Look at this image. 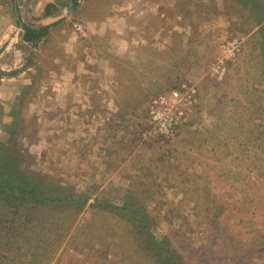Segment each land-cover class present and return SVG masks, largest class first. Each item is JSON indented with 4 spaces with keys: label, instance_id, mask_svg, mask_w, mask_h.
<instances>
[{
    "label": "rangeland",
    "instance_id": "obj_1",
    "mask_svg": "<svg viewBox=\"0 0 264 264\" xmlns=\"http://www.w3.org/2000/svg\"><path fill=\"white\" fill-rule=\"evenodd\" d=\"M25 184L61 207L0 208V264H264V0H0V191Z\"/></svg>",
    "mask_w": 264,
    "mask_h": 264
},
{
    "label": "built area",
    "instance_id": "obj_2",
    "mask_svg": "<svg viewBox=\"0 0 264 264\" xmlns=\"http://www.w3.org/2000/svg\"><path fill=\"white\" fill-rule=\"evenodd\" d=\"M239 50V42L236 39L230 40L225 45L227 57H234ZM215 74L221 77L223 69L215 66ZM196 89L194 86H180L179 89L169 94H161L149 100L147 104V120L150 129L145 133V138L162 137L172 139L183 120V106L194 103Z\"/></svg>",
    "mask_w": 264,
    "mask_h": 264
},
{
    "label": "trees",
    "instance_id": "obj_3",
    "mask_svg": "<svg viewBox=\"0 0 264 264\" xmlns=\"http://www.w3.org/2000/svg\"><path fill=\"white\" fill-rule=\"evenodd\" d=\"M46 10H48V9H46ZM24 31H25V33L23 36V41L26 43L32 44V43H36V42L40 41L42 38H44L45 35L47 34L48 28H41L39 30H31L28 28H24ZM38 192H39V194H38ZM40 192L42 193V196L40 195ZM15 194L17 195V197H13L7 193L4 194L0 191V208H3V210L5 212L10 211L11 213H13V215H17V213L20 209H28L29 208V211H33L36 206H42L38 210V213L42 212L41 209L44 211H47L48 208H53L55 206L61 207V205H59V203H58L61 200L56 199L55 202H49L50 198H49L48 194L42 192L41 188L35 184L30 188H28V185L25 184L22 188L21 187L18 188ZM43 196H46V197H43ZM125 199H126V201L134 200L133 198H125ZM62 200H65V199H62ZM18 201H22L23 203L21 202V204L17 205L16 202H18ZM27 223L32 224V218L30 220H28ZM33 225H38V224L35 223ZM31 229H37V227L33 226ZM31 231L32 230H29L30 234H35ZM145 241H146V244H150V241H148L146 239H145ZM165 254H166L165 256H163L162 254H159V255H162L161 261H165L164 264H168L169 261H172L174 255L169 250H166Z\"/></svg>",
    "mask_w": 264,
    "mask_h": 264
},
{
    "label": "crops",
    "instance_id": "obj_4",
    "mask_svg": "<svg viewBox=\"0 0 264 264\" xmlns=\"http://www.w3.org/2000/svg\"><path fill=\"white\" fill-rule=\"evenodd\" d=\"M46 2H49V0H46ZM47 4H48V3H47ZM47 4H45V5H47ZM147 4H149L153 10L159 12V7H160V6H159L157 3H155V4H152L151 2H146V3H144V5H147ZM141 34H142V33L140 32L139 36H140ZM140 37H142V36H140ZM140 37H139L138 39H140ZM136 41H138V40H136ZM141 41H143V38L141 39Z\"/></svg>",
    "mask_w": 264,
    "mask_h": 264
}]
</instances>
